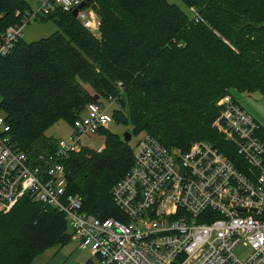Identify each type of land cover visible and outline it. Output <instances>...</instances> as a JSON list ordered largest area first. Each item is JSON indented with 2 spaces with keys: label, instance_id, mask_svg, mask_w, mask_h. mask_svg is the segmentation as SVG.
I'll return each instance as SVG.
<instances>
[{
  "label": "trees",
  "instance_id": "trees-1",
  "mask_svg": "<svg viewBox=\"0 0 264 264\" xmlns=\"http://www.w3.org/2000/svg\"><path fill=\"white\" fill-rule=\"evenodd\" d=\"M181 1L195 6L205 22H193L167 0H86L83 8L98 16L99 36L57 10L37 19L53 20L55 31L21 39L0 56V109L31 162L56 147L57 139L45 134L48 127L59 120L71 126L89 102L108 97L118 105L113 121L130 125L131 136L144 131L182 151L208 141L229 147L235 161L238 155L212 122L225 93L264 96V0ZM29 5L0 0V33ZM99 132L103 150L86 147L64 162L66 192L81 197L86 213L125 221L110 189L133 163L134 146L131 137ZM69 240L64 215L42 202L22 197L0 213V264H33L36 255Z\"/></svg>",
  "mask_w": 264,
  "mask_h": 264
},
{
  "label": "built area",
  "instance_id": "built-area-1",
  "mask_svg": "<svg viewBox=\"0 0 264 264\" xmlns=\"http://www.w3.org/2000/svg\"><path fill=\"white\" fill-rule=\"evenodd\" d=\"M82 1L34 0L17 10L20 21L0 33V56L13 50L27 24L57 10L71 13ZM189 9L193 22H205L195 6ZM75 17L99 36L92 8H78ZM216 104L220 112L212 127L230 143L235 161L229 147L200 140L182 151L141 133L133 163L110 189L125 221L86 213L81 197L66 192L64 162L87 147L83 137L113 122L100 102H89L68 136L35 162L13 141L0 109V213L22 197L61 212L78 249L90 254L75 264H264V124L229 93Z\"/></svg>",
  "mask_w": 264,
  "mask_h": 264
},
{
  "label": "rangeland",
  "instance_id": "rangeland-1",
  "mask_svg": "<svg viewBox=\"0 0 264 264\" xmlns=\"http://www.w3.org/2000/svg\"><path fill=\"white\" fill-rule=\"evenodd\" d=\"M167 1L178 5L188 16H192L189 7H187L181 0ZM28 2L30 4L35 3L34 0H28ZM56 29L57 27L53 20H48L45 22L35 20L24 27L22 39L26 42L37 40L39 38L48 36ZM231 95L236 98L255 118L258 117L264 120V96L260 92L231 90ZM100 102L102 103L101 105L106 108L108 113H111L113 109L118 107L117 102H111L109 97L108 100L100 98ZM108 129L123 136L125 131H129L130 125L119 124L113 121L108 125ZM70 132L71 126L65 121L59 120L48 127V129L45 131V134L58 139L66 138ZM141 133H144V131L131 136L129 143L132 144V146H135L141 136ZM82 142L88 148H92L94 151L100 152L95 149L103 144L104 135L101 132H98L92 136L86 135V137L82 138ZM89 257V251L79 250L77 242L70 237V240L66 244L54 245L36 255L33 260V264H75L76 262H84L89 259Z\"/></svg>",
  "mask_w": 264,
  "mask_h": 264
},
{
  "label": "water",
  "instance_id": "water-1",
  "mask_svg": "<svg viewBox=\"0 0 264 264\" xmlns=\"http://www.w3.org/2000/svg\"><path fill=\"white\" fill-rule=\"evenodd\" d=\"M85 3H86L85 0L82 1V2H81L76 8H74V9L71 11V14L75 16V15H76V12H77V9L80 8V7H82V6H84ZM130 137H131V133H130L129 131H125V132L123 133V139H124V141H129Z\"/></svg>",
  "mask_w": 264,
  "mask_h": 264
},
{
  "label": "crops",
  "instance_id": "crops-1",
  "mask_svg": "<svg viewBox=\"0 0 264 264\" xmlns=\"http://www.w3.org/2000/svg\"><path fill=\"white\" fill-rule=\"evenodd\" d=\"M33 41H35V40H33ZM31 42V41H30ZM236 99V98H235ZM237 100V99H236ZM238 101V100H237ZM238 103H240L239 101H238ZM241 104V103H240ZM242 105V104H241ZM243 106V105H242ZM244 107V106H243ZM245 108V107H244ZM251 114V113H250ZM252 115V114H251ZM253 116V115H252ZM254 117V116H253ZM255 118V117H254ZM258 118V117H257ZM255 118L258 122H260V123H262V124H264V120L262 119V118Z\"/></svg>",
  "mask_w": 264,
  "mask_h": 264
},
{
  "label": "bare ground",
  "instance_id": "bare-ground-1",
  "mask_svg": "<svg viewBox=\"0 0 264 264\" xmlns=\"http://www.w3.org/2000/svg\"><path fill=\"white\" fill-rule=\"evenodd\" d=\"M42 17V16H41Z\"/></svg>",
  "mask_w": 264,
  "mask_h": 264
}]
</instances>
